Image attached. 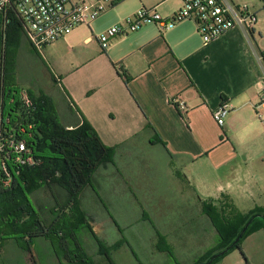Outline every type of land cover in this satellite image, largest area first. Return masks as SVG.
Wrapping results in <instances>:
<instances>
[{
  "label": "crops",
  "instance_id": "obj_1",
  "mask_svg": "<svg viewBox=\"0 0 264 264\" xmlns=\"http://www.w3.org/2000/svg\"><path fill=\"white\" fill-rule=\"evenodd\" d=\"M169 1L157 0L152 6ZM231 1L246 5L251 0ZM176 10L166 8L163 14L169 18ZM96 38L90 36L85 43L95 47L97 56L73 71L60 69L54 81L59 89L57 109L63 112L69 129L73 122L68 102L75 116L84 117L107 147L122 145L115 162L98 170L93 185L85 189L83 208L85 198L90 204L98 198L107 211L118 198L128 195L141 210L136 225L142 222L152 232L146 244L152 249L151 259L165 254L157 250L159 231L175 251L177 247L189 251L198 247L200 253L192 260L181 261L177 256L181 264H192L210 239L202 202L227 197L239 208L254 190L264 193V101L257 90L258 82L264 80V38L256 28L254 32L235 28L204 44L190 21L164 32L155 24L144 26L136 33L112 38L106 50ZM63 40L68 39L56 43ZM20 50V55L34 51L29 42ZM178 97L186 103L187 113L173 104ZM222 103L229 106L230 113L220 127L213 113ZM149 126L153 130H147ZM155 135L165 145L154 143ZM148 175L154 182L162 181L164 187L153 182L145 185L143 179ZM141 193L150 211L139 203ZM169 206H180L184 218L166 220ZM98 222L104 227L105 220ZM123 229L125 234L119 230L114 243L102 242L113 246L126 239L127 245L112 253L113 260L139 264L131 250L135 234L128 235L136 231L135 225ZM262 232L244 240L245 256L246 242ZM97 251L101 258L99 246ZM25 255L26 264H70L59 259L53 243L44 238L36 239L30 254ZM246 263L250 264L248 259Z\"/></svg>",
  "mask_w": 264,
  "mask_h": 264
},
{
  "label": "trees",
  "instance_id": "obj_2",
  "mask_svg": "<svg viewBox=\"0 0 264 264\" xmlns=\"http://www.w3.org/2000/svg\"><path fill=\"white\" fill-rule=\"evenodd\" d=\"M25 42L28 40L20 19L10 15L9 23L5 24L0 13V98L12 111L19 106L18 102L14 106L9 105L22 88L16 81L15 70L17 56ZM120 74L129 83L126 72ZM29 93L36 106L33 119L37 123V133L31 143L42 163L21 170L11 189L0 188V258L5 257L4 253L11 241L22 256V253L30 254L36 239L44 238L53 243L59 259L68 260L70 264H97L87 253L80 238V232L87 230L97 242L100 255L105 257L108 264H115L112 253L127 245L126 239L113 246L102 242L90 226L81 197L85 189L93 185L97 171L115 162L122 145L107 147L83 116L82 119L75 116L76 112L68 102L73 122V128L69 129L63 123L51 96L32 90ZM147 130H153V127L149 126ZM154 143L165 145L158 135H155ZM44 187L51 191L55 201L49 221L42 218L31 199ZM56 192L60 196L58 199ZM202 212L208 221V244L215 243L192 264H218L235 250H240L247 261L242 244L249 236L264 231V208H256L245 216L229 198L223 197L217 202H202ZM157 233V250L165 253L173 264H181L167 238L159 231ZM134 255L137 256L135 252ZM5 259L10 260V257ZM137 261L144 264L139 259ZM21 264H26V258Z\"/></svg>",
  "mask_w": 264,
  "mask_h": 264
},
{
  "label": "built area",
  "instance_id": "obj_3",
  "mask_svg": "<svg viewBox=\"0 0 264 264\" xmlns=\"http://www.w3.org/2000/svg\"><path fill=\"white\" fill-rule=\"evenodd\" d=\"M124 0H0V13L5 24L10 15L20 19L24 33L32 49L42 53L50 45L69 36L79 27H90L93 22L113 10ZM182 8L169 18L158 13L141 11L124 25L114 27L107 34L97 37L106 50L112 38L140 31L147 24H155L161 32L173 29L177 24L190 21L196 26L204 44H210L235 28L254 32L257 25L256 14L247 5H237L231 0H182ZM261 101H264V80L257 84ZM9 106L16 102L19 106L9 110L0 98V188L9 190L24 168L39 166L38 158L31 143L37 133V123L33 119L36 110L29 90L20 88ZM173 104L181 113H187L186 103L175 98ZM230 113L227 104L213 113V119L220 127Z\"/></svg>",
  "mask_w": 264,
  "mask_h": 264
},
{
  "label": "rangeland",
  "instance_id": "obj_4",
  "mask_svg": "<svg viewBox=\"0 0 264 264\" xmlns=\"http://www.w3.org/2000/svg\"><path fill=\"white\" fill-rule=\"evenodd\" d=\"M154 2L157 3V0L123 1V3L118 5L116 8L93 22L90 26L91 30L88 27L77 29L66 37L68 39L66 42L63 40L60 43L50 45L42 53L36 52V54L33 52H25L21 55L18 54L16 59L17 66L15 70L16 81L18 82V85L28 90H32L37 94L45 93L46 95L51 96L58 108L59 104L57 103L55 97L59 89L55 86L54 82V80H56L55 77L58 75V71L60 69H63L65 71L68 70V72L73 71L77 68L78 65H81L87 59L95 58L97 56V50H95V47L93 45H88L85 43V40L88 37L91 36L94 38L105 35L112 28L124 25L128 19L134 18L143 10H147L151 14L156 12L161 17L166 18V16L163 14V10H166L167 8L169 11L176 9V11H178L180 7L183 6L182 0H170L168 3H164L163 5L158 7L152 6V3ZM240 5H245V3H242ZM246 5H248L251 11L256 14V31H260L262 37L264 38V0H251ZM150 25L153 24H148L146 26ZM61 112L59 111V114L63 123L65 124L66 121L64 119L63 112ZM143 181L145 185H148L149 182H153L160 187H164L162 181L156 180V182H154L155 180H152L150 175L144 178ZM223 184L226 185V182H224ZM162 190L163 188L161 189V191ZM258 191L259 190H254L252 195H250L247 200H242L240 202L241 204L239 205V208L237 207V209L243 215H248L256 208H264V193H260ZM142 194L143 193H141L142 199L139 198V203L147 207V205L144 203L147 201V199L144 198ZM52 197L53 194L47 187H44L31 197L35 208L41 213L42 218L47 221L52 218L51 210L54 208ZM56 197L57 199L60 198L57 192ZM83 203L84 208L86 209L85 211L88 214L90 226L101 241L114 243L119 237V230L122 235H124L125 232L123 227H126L128 224H134L136 231L133 232V230H131V232H128L129 236H131V233H134L136 238L134 239V244H132L133 246L131 247L132 253L134 254L135 252V254L137 255H134V258H138L139 261L144 264H146V262L149 260H152L153 264H173L166 254H158L155 258L151 259L152 249L146 244L148 243V238L151 236L152 232L149 228L143 226L144 224L142 222L136 225L137 221L142 217V215H140L141 210L136 208L134 200H132L128 195H122L121 198H118L116 202H113V206L111 208L109 207L107 211H105V209L103 208V202L98 198L96 203L94 204H90L88 198H85L83 200ZM96 205L100 207H97ZM175 206H178V204H176ZM175 206H169L170 209H165L168 210V214L165 215V219L169 220L170 222H175L176 220H179L184 216L183 213L179 212L180 210H182L180 209L181 207ZM147 210L150 211L148 207ZM103 220H105L104 227L103 225L97 224L99 223L98 221ZM261 234L262 235H258V237H256L257 239H252L246 242L248 254H246V257L249 260L250 264H264V232H262ZM80 238L86 243L85 249L87 253L97 264H108L104 256L101 255V258L97 256L98 246L87 230H82L80 232ZM211 243L212 242H209L208 246H203L202 248H200V251L207 250L208 248L212 247L215 242L212 244ZM175 249L176 251L173 249L174 253L176 257L178 256L181 261L192 260L194 257H196V255L200 253L199 250L196 251L198 247L196 250L191 251H189L188 248L182 247H177ZM18 251L19 250L16 247L15 243L13 241L9 242L4 253L5 257L0 258V264H21L23 258H25V256L27 255H24L22 253L21 256ZM241 254L242 253L240 250H235L218 264H247L246 261L242 259L243 256ZM11 255L14 257H11ZM6 257H10V260L5 259ZM130 259L131 258L129 257V260ZM114 263L116 264L115 261Z\"/></svg>",
  "mask_w": 264,
  "mask_h": 264
},
{
  "label": "water",
  "instance_id": "obj_5",
  "mask_svg": "<svg viewBox=\"0 0 264 264\" xmlns=\"http://www.w3.org/2000/svg\"><path fill=\"white\" fill-rule=\"evenodd\" d=\"M248 226H249V225H248ZM248 226L243 230V232H242L240 238L242 237V235L244 234V232L247 230ZM240 238H239V239H240ZM239 239L237 240V242L239 241Z\"/></svg>",
  "mask_w": 264,
  "mask_h": 264
}]
</instances>
